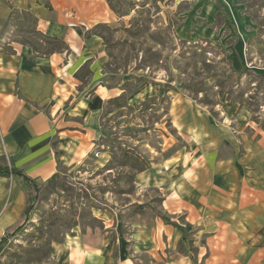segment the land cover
<instances>
[{
	"label": "crops",
	"instance_id": "obj_1",
	"mask_svg": "<svg viewBox=\"0 0 264 264\" xmlns=\"http://www.w3.org/2000/svg\"><path fill=\"white\" fill-rule=\"evenodd\" d=\"M13 10L30 13L38 31L66 46L48 55L11 40V51L0 48V166H15L42 187L106 153L102 123L119 93L96 31L114 13L107 0H0V41ZM179 101L170 114L185 154L137 179L140 190L166 193L163 213L191 225L188 239L181 243L183 232L154 214L135 213L124 233L117 225L66 236L53 246L57 264H264V131L227 119L212 124ZM29 193L22 178L0 176V240L23 220ZM94 216L107 217L100 209Z\"/></svg>",
	"mask_w": 264,
	"mask_h": 264
},
{
	"label": "rangeland",
	"instance_id": "obj_2",
	"mask_svg": "<svg viewBox=\"0 0 264 264\" xmlns=\"http://www.w3.org/2000/svg\"><path fill=\"white\" fill-rule=\"evenodd\" d=\"M109 1L114 20L96 31L107 49L105 71L119 93L102 123L99 144L106 153L34 192L36 211L0 248V264H57L53 246L66 236L117 225L124 233L128 215L164 214L166 193L140 190L137 175L148 169L159 174L169 156L186 152L171 118L173 100H188L217 125L227 119L264 131V0ZM33 31L31 17L14 14L0 48L11 51V40L40 54L62 50ZM97 209L104 221L94 216ZM109 213L119 223L109 221Z\"/></svg>",
	"mask_w": 264,
	"mask_h": 264
},
{
	"label": "trees",
	"instance_id": "obj_3",
	"mask_svg": "<svg viewBox=\"0 0 264 264\" xmlns=\"http://www.w3.org/2000/svg\"><path fill=\"white\" fill-rule=\"evenodd\" d=\"M107 2L111 5L110 1L107 0ZM112 7V6H111ZM113 8V7H112ZM14 14H20L18 11H15L13 10L12 13L10 14L9 16V19L8 20H11L12 16ZM24 16H27V17H31L32 18V25H33V32L40 37V40H43V39H46L47 42L49 45L51 44H54V45H61L62 46V50H65L66 49V46L65 44L60 41L59 39L57 38H52V37H48L46 35H44L42 32L38 31L37 30V20L30 14V13H24L23 14ZM20 18V17H19ZM21 22V25H25V23L23 21H20ZM103 27V26H102ZM105 27V26H104ZM101 28V27H99ZM31 46V45H30ZM32 47V46H31ZM33 50L35 52H38L36 50V48L33 46L32 47ZM60 50V51H62ZM55 52V51H54ZM53 53V52H51ZM86 67H83V73H84V69ZM81 70V71H82ZM86 76V75H85ZM211 123L214 124V120L211 118ZM240 167V165H239ZM145 169V168H144ZM143 169V170H144ZM10 175H13V176H16V177H20L22 178L25 183L28 185L29 189H30V193H29V199H28V204H27V207H26V210H25V213H24V217H23V220L21 221L20 224H18L15 228L9 230L5 236L0 240V248L6 244L8 242V240L12 237V236H16L18 234H20L21 232H23V229L25 228V225L27 222L30 221V219L32 218V216L34 215L35 211H36V202H37V196L36 195H33L34 192L36 193L38 190H39V186L34 182L33 179H31L29 176H27L26 174H24L22 171H20L19 169H17L15 166H8V165H5V166H0V176H10ZM58 177V175H55L54 177H52L49 182H53L55 181V179ZM33 191V193H32ZM143 211H141L142 213ZM156 217H159L161 218L167 225H172L178 229H180L182 232H183V237H182V240H181V243H184V241H186L188 239V235L189 233L192 231V227L191 225L189 224H186V225H181V224H178L174 221L171 220V218L169 216H167L166 214H162V213H158V214H155ZM118 229L120 231V225L118 226Z\"/></svg>",
	"mask_w": 264,
	"mask_h": 264
}]
</instances>
